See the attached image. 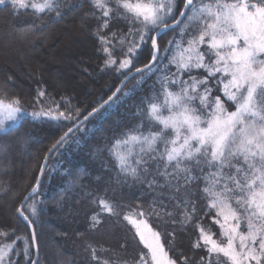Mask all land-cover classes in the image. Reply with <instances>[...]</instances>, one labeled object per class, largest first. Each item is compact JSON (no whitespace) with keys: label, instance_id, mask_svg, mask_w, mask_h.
Returning <instances> with one entry per match:
<instances>
[{"label":"snow or ice","instance_id":"1","mask_svg":"<svg viewBox=\"0 0 264 264\" xmlns=\"http://www.w3.org/2000/svg\"><path fill=\"white\" fill-rule=\"evenodd\" d=\"M90 3L93 11L100 13L96 17L101 21L97 37L107 57L105 68L115 67L123 77L122 85L130 77L139 76L140 86L160 74L137 109L142 122L124 132L109 150L118 182L146 185L153 194L147 209L137 205L122 217L147 249L136 264H189L187 257L170 256L171 249H166L161 233L147 223V219L159 221L167 217L166 222L175 224L170 206L182 210L181 227L194 224L197 230L193 247L206 253L197 264H264V0H182L183 10L177 0ZM6 4L17 12L31 8L56 17H62V7L68 11L74 7L62 5L60 0H0V5ZM121 21L128 28L121 37L115 32L111 39L99 35L111 23ZM177 30L180 39L174 37L161 48L158 37ZM113 41L120 44L124 59L117 61L113 56ZM146 49L149 62L136 67L133 61L138 62ZM121 92L116 88L82 120L79 109L74 110L73 117L60 111L59 105L30 113L34 120L70 123L72 127L51 145L25 203L17 209L30 235L16 237L22 248L17 247L16 240L0 244V264H19L12 257H23V264H39L31 258L30 249L36 246L33 225L39 215L37 204L43 201L26 202L40 195L49 156L56 155L90 117L103 118L104 112L120 100L117 94ZM0 95L5 96L0 99L2 130L6 121H18L28 113L19 106L18 97L7 98L3 86ZM44 96L43 90L38 91L37 99ZM62 102L67 103L63 98ZM54 171L48 169V175ZM76 183L77 180L68 181L61 198ZM194 197L204 202L199 209L203 216H199ZM97 203L99 211L90 218L91 228L100 224L103 213L120 216V204L105 199ZM204 217L210 218L209 224L199 222ZM212 227L217 228L215 233ZM166 235L174 239V235ZM0 236L7 237L8 233L0 232ZM91 260L107 264L97 256L95 248L91 249Z\"/></svg>","mask_w":264,"mask_h":264},{"label":"trees","instance_id":"2","mask_svg":"<svg viewBox=\"0 0 264 264\" xmlns=\"http://www.w3.org/2000/svg\"><path fill=\"white\" fill-rule=\"evenodd\" d=\"M60 2L62 5H74L71 11L62 7V17L38 13L31 8L17 12L10 4L0 5V86H3L7 98L18 97L20 106L28 113L23 115L16 126L0 132V200L7 202L9 207L7 211L0 207V232L8 233L7 237L0 236V244L12 243L17 236L30 235V229L18 216L17 209L35 184L38 169L45 154L71 126L70 123L57 124L45 120H34L30 113L39 111L41 108L55 109L59 105L60 111L73 117H76L74 110L79 109L80 117H82L91 111L92 107H96L105 100L123 78L115 67L105 68L104 66V60L107 57L102 54L97 37L98 25L101 21H98L96 17L100 13L93 11L90 0H60ZM177 3L181 10L182 0H177ZM111 7L115 5L111 4ZM64 22L66 26H59ZM75 24L82 25L84 36L89 44L88 48L74 46L73 55V58L84 55L89 61L90 67L84 65V70L90 74L91 78L84 73L86 71L81 73L92 87L91 92L85 97H81V93H84L83 89L80 90L81 92L78 91L80 94L74 91L76 83L71 77H68L67 81L69 88L55 85L54 78L49 74L50 65L45 63L49 51H52L53 42L61 40L63 32L73 28ZM127 30L125 22H113L108 29L100 31L99 35L108 36L111 39V33L115 32L119 38ZM23 32H27V35H21ZM46 37L48 39L51 37L46 48L40 53L33 52L30 45L40 46ZM174 37L180 39L178 30L169 31L162 38L158 37V44L164 48ZM188 38L190 37H184V39ZM113 44L115 45L112 49L113 56L117 61L124 59L120 44L117 41H113ZM13 49L18 50L27 60L42 62L46 65V78L39 69L36 72L33 71L34 77L30 80L18 76L12 67L10 71H5L4 68L10 66L7 55L14 56ZM123 51H127L126 46ZM149 58V51L146 49L140 55L139 61L134 60L133 63L136 67H141L149 62ZM172 71H175L174 67ZM159 75V73L153 75L140 86L137 85L139 76L131 78L119 93L120 100L104 112L103 118L94 116L89 119L79 131L74 132L68 143L56 155L50 156L45 170L46 178H42L40 195L27 202L31 204L34 200L43 201L42 205L37 204L39 215L35 218L33 225L37 232L39 264H94L91 259L83 256L82 249L87 237L92 236L89 231L90 213L94 200L98 197L104 196L113 202L119 201L118 203H121V198L126 200V205L122 202L123 214L131 213L137 205L147 209L153 202V194L147 191L146 185L132 184L131 181L127 185L118 182L115 160L109 150L113 148V139L121 138L124 132L142 122L137 109L141 107L142 98L150 94L151 85ZM193 75L202 76L203 73L193 72ZM40 90L45 92V96L37 99V93ZM0 98L4 99L5 96L0 95ZM62 98L67 103L62 102ZM20 141L21 145H19ZM48 169L56 171L48 175ZM69 172L71 175H68ZM70 180H77V183L61 198L60 193L67 188V182ZM118 185H120L119 190L122 189L123 197L117 193L120 192L116 188ZM194 199H197L199 211L204 202L196 197ZM165 203L169 202L166 200ZM168 210L174 211L175 224L166 222L167 217L159 221L147 219V217L145 219L155 231L161 233V240L165 243L166 249H171L170 256L176 259L187 257L189 264H197L206 253L203 249L193 247L197 239L194 224L181 227L182 210L173 209L171 206ZM199 216H203L202 211H199ZM199 222L207 225L210 223V218L204 217ZM216 230V227L211 228L213 233ZM166 234L174 235V239ZM128 239L125 245H129V248L124 249L119 247L120 242L113 246L112 243H101L97 238V242L101 243L98 256L109 262L121 256L127 264H131L137 260L136 249L141 248L145 251V248L139 242ZM16 245L23 247L19 240H16ZM34 254V247H32L30 249L32 259ZM112 255H114L113 258ZM12 258L18 259L19 264H23V257Z\"/></svg>","mask_w":264,"mask_h":264},{"label":"rangeland","instance_id":"3","mask_svg":"<svg viewBox=\"0 0 264 264\" xmlns=\"http://www.w3.org/2000/svg\"><path fill=\"white\" fill-rule=\"evenodd\" d=\"M110 7H111V5H110ZM59 26H66V24L64 22V23L60 24ZM67 28H69V27H67ZM84 35H85L84 29L82 28L81 24H75V26L73 28L71 27V28H69V30L64 31L63 35L61 37V40H59L57 42H53L52 49H51L52 51H49L47 59L45 61V63L47 65H50V70H49L50 73L49 74H50V77L54 78L53 81L55 82V85H59L60 87H63L65 89L69 88L70 86L67 83V81H68V77H71L72 79L75 80V83H76V87H74V91L79 93V92H81L80 90L83 89L84 93H81V97H85L86 94H89L91 92V89H92L90 83L87 82V80L81 74L83 71H86V70H84V65L89 66V64H88L89 61L84 57V55L75 56L76 61H75V57L73 58L74 46L78 45V46H82L85 48H88V46H89ZM50 40H51V37L49 39H48V37H46V39L41 42L40 46H35L32 44V45H30V48L32 47L31 50H33V52L35 51L37 53H40L50 43ZM12 55H14V56L7 55L10 66L8 68H4L5 71H10V69L12 67L18 76H21L24 79L30 80L34 77L33 71L36 72L39 69L41 71V73H43L44 77L46 78V65L42 64V62L38 63V62H32L31 60H27V58L25 56H22L18 50H14V49L12 51ZM84 73L89 78H91L90 74H88L87 71ZM230 110H234V109L230 108ZM19 121L20 120H18V121H11V120L6 121L5 122L6 123L5 128L0 130V132L7 130L9 127L17 125L19 123ZM116 139L117 138L112 140V142H113L112 146H114ZM19 143H20L19 145H21V141ZM116 188H118V190H119L120 185H118ZM121 190H119L120 192H117V193L123 197V195L121 194ZM98 199H105V200L109 201L110 203L120 204L121 207L118 209V211L120 212V216L119 217H112L107 213H103L101 215L100 224L97 225L95 228H91V227L89 228V231H90V233H92L91 234L92 236L87 237V240L85 241V243L83 245V249H82L83 256H86L88 259H91V249L92 248L97 249V256H98V253L101 251L100 244L102 242L105 244H111L112 243L113 246H115V244L117 242H120L119 247H123L124 249L129 248V245H127V244L125 245V242L128 238L139 242L144 247V245L139 241V237L135 234V231L132 228V226L129 225L122 218L124 215L123 214L124 210L122 208V202H124L126 205V200H123L121 198V200H120L121 203H118L119 201L113 202L110 198L108 199L104 196H100L96 200H94V203H93L94 206H93L92 212L90 213L91 214L90 218L96 211H99V206L97 203ZM116 200H118V199H116ZM0 207L4 211H7L9 209L8 203L1 201V200H0ZM126 214H129V213H126ZM90 221H91V219H90ZM90 225H91V223H90ZM148 225H149V223H148ZM93 236H96V237L93 238ZM97 238L101 241V243L97 242ZM117 247H115V248H117ZM114 249H113V252H115ZM136 252H137V260L136 261H138L140 254L142 252H147V249L145 248V251H142L141 248H137ZM112 254H114V253H112ZM114 255H112V258ZM102 260L107 261V264H127L122 259L121 256L115 257L113 259L114 261H110V262H109V260H107L105 258H103ZM136 261L132 262L131 264H136Z\"/></svg>","mask_w":264,"mask_h":264},{"label":"water","instance_id":"4","mask_svg":"<svg viewBox=\"0 0 264 264\" xmlns=\"http://www.w3.org/2000/svg\"><path fill=\"white\" fill-rule=\"evenodd\" d=\"M182 10H183V8H182ZM177 18L179 19V15L177 16ZM141 67H143V66H141ZM131 78H132V77H130L127 81H125L123 85L121 84V81H122V80H121L120 83L118 84V86H117L116 88H121V89H122V88L126 85V83H127ZM116 88H115V90H116ZM115 90H114V91H115ZM114 91H113V92H114ZM118 94H119V93H118ZM118 94H117V95H118ZM110 95H112V93H111ZM108 97H109V96H108ZM105 100H107V98H106ZM102 103H103V102H101L100 104H102ZM96 107H97V106H96ZM85 115H87V114H85ZM85 115H84V116H85ZM90 118H91V117H90ZM90 118H89V119H90ZM80 119L82 120V119H83V116H82ZM71 127H72V126H71ZM66 131H67V130H66ZM62 135H63V134H62ZM58 139H59V138H58ZM48 155H49V151L45 154V156H48ZM45 156H44V158H45ZM49 157H50V156H49ZM44 158H43L42 164L44 163ZM48 160H49V159H48ZM47 163H48V161H47ZM46 166H47V165H46ZM45 169H46V168H45ZM27 195H28V194H26V196H27ZM26 196H25V197H26ZM25 197L23 198L21 204H22V203H25ZM21 204H20L19 208L21 207ZM17 213H18V212H17ZM18 216H19V214H18ZM21 218H22V217H21ZM34 251H35V255H34L33 260H38L37 242H36V246H34Z\"/></svg>","mask_w":264,"mask_h":264}]
</instances>
